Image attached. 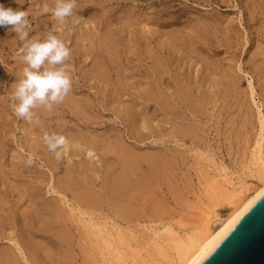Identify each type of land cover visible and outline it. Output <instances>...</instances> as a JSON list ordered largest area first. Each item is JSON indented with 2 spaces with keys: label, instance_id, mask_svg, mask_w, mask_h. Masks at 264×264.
<instances>
[{
  "label": "bare ground",
  "instance_id": "obj_1",
  "mask_svg": "<svg viewBox=\"0 0 264 264\" xmlns=\"http://www.w3.org/2000/svg\"><path fill=\"white\" fill-rule=\"evenodd\" d=\"M247 2L249 8L248 11H250V13L247 12L250 15V17L248 18L250 19V22H254L252 24L253 26L255 24L256 26L258 25L257 28L255 26L254 27L252 26L253 30H255V28L257 29L255 31L257 32L256 35H258V38L260 36L264 38V6H262L264 4H260L261 2L256 3L253 0L252 3L249 0H247ZM245 4H247L246 1ZM109 13L110 14H108L107 12L108 17L109 15L111 16V14L112 17L118 16L117 14L115 15L114 13L111 12ZM122 13L124 15V10H122ZM149 13L151 14V12ZM56 15L59 17L60 13L59 14L57 13ZM91 15H93V13ZM158 15H160V13ZM165 15L168 14H165L164 12V18H166ZM147 16H149V14ZM194 16L196 17V15ZM77 17L78 16H76V18ZM112 17H109L108 23L105 24L106 26L103 27H106L107 29L109 28L110 26L109 20L110 19L112 20ZM118 17L120 18L121 15ZM156 17L157 16H155V18ZM197 17L191 20L188 19L189 20L188 22H186L187 18H185L186 23H183L184 18L181 16V18H183L182 23L185 25L179 26L181 24L180 23L181 20L179 21L178 19H176L179 21V25L178 24L176 25L177 21L175 20L176 26L174 25L173 22L171 27H169L168 24L167 26L166 24L165 25L162 24L161 22H159L158 19L156 20L154 17L153 18L155 20L147 18V20H149L148 22H144L145 18H143L144 24L141 25L140 27L141 32L137 29L136 31L134 30L135 33H133V31L128 29V32L130 31L129 33L131 34L130 36L127 35L129 36L127 38L128 39L133 38L132 37L133 36L132 33H133L135 40L134 38L129 39L130 41H128L129 43L127 44L126 47H129L130 49L132 47L133 48L136 47V49L132 48L133 50H130L128 48L130 50V53H132L133 55L134 53L139 54L138 51L141 49L142 57L144 59L145 58L148 59V60L145 59L146 60L145 63L143 61L145 67L147 66L149 68L148 70H150L151 62L150 63L148 62L149 64H147V61H153L151 64L155 66L156 69H154L153 66L152 67L154 70H157V72L159 73L155 72L157 74L156 75L154 74L152 77H150L152 70H150L148 74L147 73L148 71L142 67L143 65L138 66V68L142 67L143 69H145L146 72L144 71L143 72L149 75L147 76L144 74L143 75L144 77L141 76L142 77L141 79L144 78V80L146 81V83L144 84L145 86L139 85V83L142 84V82L138 83V80H134V82L138 85L137 89L138 87H141V89L139 88V90L141 91L139 93L143 97L140 95L139 96L145 99V100L143 99V101L147 100V102H144V104H142L143 101L142 102L139 101L141 100V98L140 99L134 98L136 99L134 101L137 103L131 102L130 100L132 97L130 98L129 96H127L130 98V100H128L129 103L131 104L134 103L133 106L129 104L128 101L126 100L129 98H126L123 101L126 100L128 107L132 106V108L135 107V109L133 108V110H131L132 109L131 107H130L131 109L130 108L123 109L126 107L125 106L122 108L123 111H121V109L119 108L118 111L124 112L125 110V112L121 114L122 115L121 117H123L124 115V117L127 120H129V122L128 121L127 122L130 123L132 127V133H135L137 135L138 132L141 133L140 129H145V130L148 129L150 132L146 130V133L149 135H156V136L158 135L159 138H161L159 140L161 141V143H167L170 140H174L175 143L174 142L173 143L175 145L171 147L168 146L169 144L167 146L163 144L164 145L163 147L160 148L154 147L153 149L150 150H147L148 148L146 147L147 148L146 149L143 146V149L144 148L146 149V150L144 149L145 151L141 149L138 150L136 146H133V144H129L130 142L127 143L126 142L127 140L125 141L123 134L113 129V131L111 130L112 131L111 133H113L114 131L119 133L118 135L111 134L112 135L111 146L113 147L111 149V151L113 150V152L111 153L113 155L110 152L108 153L106 150H104V153L106 151L108 155L111 154L110 156L112 157V159L111 157L110 159L114 165H112V167L107 168L109 164L106 163L107 167H105V164L101 166L98 163L97 167L99 166V168L97 169V167L95 166L97 162H100L101 164V162H104L103 161L104 159H106L105 162H107L108 160H107V156L101 158L103 156H101V152L100 153L98 152L99 146H97L96 147L97 150H95V144H98L97 139L99 136L97 137L95 142L94 138H96V136L94 135H96V133H93L94 130L93 131L91 130L92 132H90L89 128L87 129L86 126L85 131L90 132V136L92 134V137H89V139H87L88 137L87 138L85 137L86 138L85 140L83 138L84 132H82V130H78L75 132L73 129L72 130L73 133L78 132V134H74V135L67 134L69 140L65 138L64 140L63 137H61L63 139V142L57 141L58 143L54 147L55 151L57 152L56 161H58L59 165H63V167L65 164L61 162L66 161L68 164L65 162L67 166L65 165V168H63L64 169L63 175L59 173H58L59 175L57 174L59 178L58 181H56L57 184L51 185L50 190L53 194L51 193L49 194H51V196L56 194L57 196H52L53 197L52 198L45 191L42 192L41 188H39L40 189L39 191V189L35 190L29 187V190L31 189L32 191L28 193V194L31 193L30 203L33 202V204L29 203L28 205L33 206V208L31 207V211H32L31 212L30 209L29 210L27 209L28 208L27 206L26 209L25 208L24 209L27 210L28 212L24 211V209H23V213L21 212V214H23L20 215L22 217L21 220L22 225H18L20 220L16 222L17 217L19 216L17 214L16 217L15 216L16 213L12 215L14 212L12 213L10 211H6L5 214L7 216L4 215L3 217H0V219L3 220V223L0 224L1 225L4 223L7 224L8 222L10 228V231L7 230L8 234L6 232H3L4 230L0 228V239H6V241H8L9 243V245L8 243L6 246L3 245L4 247L0 245L1 246L0 264H22L23 260H24L23 262L25 263H29L28 261H30V263L34 264L36 261L39 264L42 263L45 264L46 261L42 262L41 259H40L41 262L37 261L39 255L41 257V254H39L41 252H44V254H46L44 257H46L47 259L49 257L50 260L49 261L47 260L49 262V263L46 262L47 264L50 263L52 264H201L202 261H204L206 257H208V255L221 243V241H223V239L236 227V225H238V223L254 207L257 201L264 195V96L261 97V95H259V93L257 92V88H256V87L258 88L261 87V89H264L263 88L264 86L261 85L259 87L255 85L254 75H250L249 71L247 70H246L247 73H245V75L241 74L242 76H236L235 74L236 77H239V80L238 78L233 77L231 74H230L231 76L228 75L229 73L227 74L226 71H224L225 65L223 66L224 69L221 66L224 64L223 63L224 61L223 62L221 61L223 63L221 64L220 60L218 61L216 56H214V55H218L217 52H219V50L217 52L214 50V53L211 54L210 52L211 48L209 46L210 43L202 35V29L205 30L204 28L212 26V23L215 20V18L214 20H211L212 23L211 21L209 23L211 17L209 18L208 16L209 20L207 21L206 19L204 20V18H206L204 16L203 19L200 18L197 19ZM89 18L92 20L93 24L94 22L96 23V21L97 22L102 21V20H98L97 18L94 19H92L91 17ZM131 18H133L132 15ZM248 18L246 19L248 20ZM104 19L107 20V16H104ZM217 19L220 20L219 17ZM234 20L232 19V22ZM58 21L60 22L54 21V24L61 23V20ZM218 21H214L215 25L217 26L218 25L223 26L225 25V23H229V22L232 23L230 20L229 21L227 20L228 22L226 21L223 22L222 24L221 21L218 24ZM81 22L86 23L85 21L82 20ZM131 23L127 25L131 26ZM9 24L11 26V23ZM81 24L83 25V23ZM59 25L57 26V28L59 27ZM160 26L162 27L161 30H159V28H161ZM178 26L180 27V29L177 28ZM212 27L213 29H211V32H213L212 30H214L215 32L216 26L213 25ZM222 28L223 29L226 28L225 30L227 31V29H229L230 27L223 26ZM231 28H233L232 25ZM137 31H139L140 33L138 32V34L135 35ZM228 32L230 34L234 33L230 30ZM239 32L241 33V30ZM151 33H154L153 37L155 35L157 36V34H160L158 36L159 37L161 36L163 40L157 37L155 39L157 40L155 43V40L152 39V41L154 40L155 43V46L154 45L152 46L150 39L152 36L151 37L148 36V34L151 35ZM226 33L224 34V37L231 36L233 39V37L235 36V35L234 36L230 35L229 33L227 35ZM68 36H70V34ZM39 38H34V39H39ZM81 38L82 37L80 36V40ZM127 38L125 40L126 43L128 40ZM227 38L226 40L224 38L226 42L232 40L230 37L229 40H227ZM252 38L253 37H251V39ZM119 39L123 40V30L120 32L118 36L115 33H111V32L106 33L104 38L102 39L103 40L102 42H104L105 53L107 55V58L110 59L108 60L109 63L113 61L115 62V58L120 56L119 54L123 49L122 48L121 50H119L120 47H123L122 46L123 44ZM244 40L242 38L243 42ZM256 41H260V40H257L256 37ZM45 42L46 41H44V43ZM243 42H242V44H244L243 52L245 54L246 53L249 54V59L246 63L251 62L253 64V70H251L250 72H252V74H256L255 76L257 77V75L261 74V72L264 73V43L262 44V42L260 41L257 42L256 44L255 42L256 45L254 46L251 43L252 41H250V37L249 39H246L245 43ZM29 43L31 44V42ZM142 44H144V47L146 46L144 51L145 53H143V49L140 48ZM217 45L219 47V45L222 44L219 43ZM43 46L45 45L43 44ZM186 46L188 47V49H186L187 48ZM83 48L85 49L87 48V50L90 53L91 50L88 46L86 47L84 46ZM165 49H167L168 51V53H166L167 55H169L168 58L167 56H163L164 52H162L161 54L163 57L159 55L160 54L159 52L164 51ZM134 50H136V52ZM131 51H134V53ZM227 55L225 53V55L221 56L222 58L221 60H224L223 57L225 58ZM184 56H186L185 57L186 60L184 59ZM219 56L220 55H218L217 57L219 58ZM135 57H137L135 58L136 59L135 61H137L138 58L139 59L141 58L138 57V55H136ZM163 58L165 59L167 58L166 60L164 59L165 62L164 60H162ZM225 59L227 60L228 57H226ZM96 60L97 61L95 62V64L97 68H99V70H96V66H94L93 71L91 70L90 71L92 73L94 71H99L97 75H94V77L96 76L97 78L101 76L102 77L101 79H103L106 82L107 80L106 74L107 72H110V69H106L109 63L107 62L105 57L100 58V60L99 58H97ZM129 60L127 61V63L130 62ZM183 60H185L184 63ZM140 62L142 63L141 59ZM114 64H112L113 65L112 67L117 66L116 64L115 65ZM19 65L18 67H16V71H18L17 69L20 68ZM21 65L23 66V64ZM126 65L127 64H125L123 67H125ZM241 66L242 65L239 66V71L242 68ZM131 67L134 66L132 65ZM138 68H136V70ZM120 69L123 68L120 67ZM128 70L130 72V69ZM21 71L23 72L25 71V69L24 70L22 69ZM134 71L135 69H133V72ZM115 72H117V70ZM229 72H231V70ZM20 74L22 73L20 72ZM109 74H111V72ZM261 75L263 77H259V78L263 79L264 75L263 74ZM60 76L59 78L62 79V77ZM125 76H123V78H126ZM133 77L134 76L131 75V78ZM244 78L246 79L245 81L247 82V86L245 88H242V80H244ZM17 79L18 80L15 82H17V84L19 85L20 92L25 91L26 93L27 91L25 88L30 86L29 84H31V86L33 87L31 82L27 84L24 82L25 80L23 81L22 78L18 76ZM56 79H55L56 82L54 81L56 83L54 86L58 88L57 85L59 84V87H61L62 84V83L60 84L61 80L58 81ZM133 79L130 82H132ZM129 80L130 79H128V81ZM57 81L59 82L58 84ZM120 82L121 81H119V83ZM125 83L122 86H124L125 88L128 87L130 88L131 84L130 86H128L129 84L126 83L128 86L126 87ZM262 83L264 82L261 81V84ZM133 84L134 83L132 82V88L136 89L134 88L136 85L134 84L135 86H133ZM113 85L111 84V87L109 88L110 89L113 88ZM14 87L12 89H14ZM65 87H69V86H65ZM114 87H118V86H116L115 84ZM109 88L108 90H110ZM40 89L41 88H39V90ZM118 89H116V91H119ZM61 90L62 89H60V91ZM120 90H121L120 92H125L122 91V88ZM115 92L114 94L111 93L110 94L114 96L115 94L119 93V92L116 93ZM260 93H262V91ZM20 94L22 93H19L18 96H20ZM26 94L28 95V97L31 96L30 92L29 94L28 93ZM72 94L73 96H76L77 93H72ZM132 94L133 96L134 95L138 96V94H136V90L135 92L133 91ZM111 95L110 96L108 95L109 100L111 99L110 97H112ZM116 96L117 95H115V97L113 98H116ZM119 96H122V93ZM119 96L116 99L120 98L121 100L122 97ZM226 96H228L229 98L232 96L230 99L234 98L235 100L233 99V101H235V103H231L232 100H230L229 98L223 99ZM257 96L261 97L259 101H257L258 100ZM83 97L85 98V96L80 97L81 99L77 96L73 99H69L71 98L69 97L68 98L70 101L69 105L73 107L74 111H77L78 113L80 112L81 115L80 114L79 115L82 118L83 122L88 124H95V123L97 124V119H99V116L97 118L96 114L98 113L94 112L95 110L94 107H96L94 106L95 105L93 103L94 101L92 102L88 98L82 100ZM116 99H114L115 101L112 99L114 103L117 101ZM137 99L139 102L137 101ZM154 99L157 100L158 102L156 104H160V105L154 104L156 105L157 109L154 108L153 111L151 110L152 113H149L150 111L148 110H147L148 112L145 111L149 103H151L152 101L155 102ZM112 100H110L111 101L110 104L112 103ZM107 101L108 100H106V102ZM222 101L224 102L223 108H225L226 105H228V108L226 107L227 109H229L231 105L233 107H237L239 111L237 115L239 116L238 126L236 125L238 124L237 123L238 117L237 119L236 118L233 119L234 116H236L237 110L235 111V113H233V115L228 114L229 110L231 109L230 108L229 110H227L228 112L224 114V116L227 114L228 116L230 115L229 117H227V119H230V117L233 116V118H231L233 119V121L231 122L232 125H234V127L235 125L238 127L236 128L237 130L241 128L242 129L241 131H243L248 127L250 128V126H251V130L252 131L254 130L252 132L253 133L252 137H248L246 134V136L248 137L247 139L248 148L246 153L247 162L245 164V170L240 174L239 172L238 173L233 172L231 169H228L223 164L222 161L219 164H216L217 162L214 158L215 156L211 157L214 155V153L210 151L211 153H213V155L209 156V151L207 150V148L206 151L201 150L200 148L202 147L203 144H205V135H207V134L205 135L202 134L206 130L203 129V127L207 126L203 124L205 122H203L202 120L205 116L207 119L209 120L211 119L212 121L213 117H215L217 112L220 111L221 109L223 110V108H221L222 106L221 103H223ZM119 102L120 101L116 102L117 105L114 103L112 104L118 107L119 104L123 103V102L122 103ZM139 103H141L142 105H140ZM106 107H108V105ZM159 107H161L160 108L161 110H159L158 112ZM28 108L30 107L28 106ZM232 110L234 111L235 109L232 108ZM135 113H139V115ZM118 115L120 114L118 113ZM220 117H223L222 114L220 115ZM100 118L102 119V117ZM227 119L222 124H224L227 121ZM216 120H218V118ZM205 121L208 122V120ZM218 121H216L217 123H215L216 126L214 125V128L215 127L216 129L218 128L217 131L219 130L220 133L221 132L220 128H222V126L224 125L218 126L219 123ZM98 122H100V120H98ZM201 122L203 123L201 124ZM207 122L205 124H207ZM213 122H215V120ZM63 123L64 121L62 122V124ZM228 123L229 122H227L226 124L229 126L230 123L229 124ZM200 124L204 126L201 127ZM1 125L5 126L6 123ZM31 125L32 124H30V126ZM167 125H169V127ZM227 125H225V127ZM3 126L1 127L4 130ZM57 127L60 126L58 125ZM234 127L232 128V130H234L233 135L236 134L234 133L235 132ZM31 128L32 127H30V129ZM72 128L73 127H71V129ZM137 128L140 131H138ZM21 129L25 130V128L23 127ZM227 130H231V128ZM4 132H6V130ZM146 133L144 134L147 135ZM227 133L225 134V136L227 135ZM230 133L227 136L232 135ZM140 135H143V133H141ZM4 137L2 138V140L4 139ZM229 140L231 141V138H229ZM236 140H239V138ZM188 143L189 145H187ZM36 144L34 145L31 144V145H33L34 147ZM109 145L110 144L108 141V146ZM182 146L184 147L183 148L184 150H181L182 151L181 152L180 147L182 148ZM37 147L40 148V143L37 145ZM109 147L108 149H110ZM185 151L186 152L192 151V153H194V155H197L199 158V159L197 158L198 160H196L195 156L193 155L195 161L198 162L197 164L199 165L198 167L197 165H195L199 169L198 171L196 170L193 164H192L193 167L190 165L197 172L195 174L196 176L198 175V173L201 174V172L199 171H203L204 169L207 170V168H209L210 166H211L210 170L212 169V166L216 168L215 169L216 173L215 174L212 173L213 174L212 176L211 174L209 176L207 175L208 177L203 176L209 172L208 171L209 169L207 170L208 171L207 173H205L204 171V174L201 175L203 176V178L205 177L204 180L205 183L204 184L200 183L199 188L197 186L196 187L198 191L202 189L200 191L202 195L204 193L206 194L208 193V196L206 197H209L213 202L212 208L214 206H219L227 211L225 214H222V212H219L217 210H212L211 213H206L204 215L202 214L203 216L198 218V220L191 222L196 225L195 227H188L185 225H181L182 223L180 219L178 220L177 218L176 221L175 215H173L174 213L172 214L169 211H166V208L167 210L168 208L169 209L172 208L173 211V207H171L172 201L175 204L173 202L172 203L176 205V203L180 200L183 199L187 200L188 199L187 196L191 193L189 191L195 188L193 187L194 185H192L193 182H191L192 180L191 174H188L190 175L188 176L186 171H183L186 165L185 161H187L186 158L184 157ZM97 152L100 154V156L97 155ZM189 152H187V154ZM196 162L194 164H196ZM15 165L16 164H13V168L16 167ZM59 165L58 164H56V166L54 165L55 169L56 167H62ZM100 166L102 167V169L103 167L106 168V170L104 168L103 171L105 172L104 174L103 173L100 174L101 171H98V170H102ZM189 167L187 166L185 169L188 170ZM201 167H204V169ZM60 169L57 168L56 170L58 171ZM211 171L214 172V170ZM180 173L181 175H179ZM41 181L43 180H40V182ZM201 181H199V177H198V183ZM56 182H52L51 184H55ZM41 185H43V183ZM44 193H46V195H49L51 198H47V196L44 197L43 196L45 195ZM185 194H186V198H184ZM199 194L200 193H198V198H200ZM28 198H30V196H28ZM170 198L172 199V201H170ZM5 200H1V201H4L5 205H7L8 198L6 200L7 202ZM1 201L0 203H2ZM2 206H4V204ZM10 213H12L11 215L13 217H11ZM3 218L5 220L7 219V221L4 222ZM178 222H180L181 224L179 225ZM183 224H185V221L183 222ZM38 234L40 238L36 239V236H38Z\"/></svg>",
  "mask_w": 264,
  "mask_h": 264
},
{
  "label": "rangeland",
  "instance_id": "obj_2",
  "mask_svg": "<svg viewBox=\"0 0 264 264\" xmlns=\"http://www.w3.org/2000/svg\"><path fill=\"white\" fill-rule=\"evenodd\" d=\"M245 1L247 4H245ZM249 1L252 3V0H249ZM253 1L256 3L261 2L260 4H264V0H262V1L253 0ZM257 1H260V2H257ZM243 4H244V6L245 5L246 6L244 7ZM262 6H264V5H262ZM122 10H124V15L122 13ZM248 10H249V8H248L247 0H0V144H1V146H0V197H1V200H5V199L7 200V198H8V200H7L8 202L5 200L7 202V205H5L4 201L0 200L2 202V203H0V217H3L4 215H6L5 214L6 211H10L12 213L14 212L13 214L10 213V215L11 214L14 215L16 213L15 216L17 217V214H18V216L21 219L19 217H17L16 222H18L20 220L21 223L19 222L20 224L18 223V225H22V221H21L22 217L20 215H23V214H21V212L23 213V209L24 208L26 209L27 206H28L27 209L28 210L30 209V211H31V207L33 208V206L28 205L31 201V193L30 194H28V193L32 192L31 189L29 190V187H31L35 190L41 188L42 192L45 191L47 194H49V193L53 194L50 190L51 185L57 184L56 181H58V179H59L57 174L59 173V174L63 175V173H64L63 168H65V165L67 163L66 161H65L66 163L61 162V163L65 164L64 167H63V165H59L58 161H56L57 160V158H56L57 152L55 151L54 147L58 142H60V141L63 142L64 138L69 140L68 135L78 134V132L73 133V131H72L73 129L75 132L78 130H82V132H84L83 133L84 134V136H83L84 140L87 137H88L87 139H89V137H92V134L90 136V132H92L93 130H94L93 133H96V135L93 134L94 136H96V138H94L95 142H96L97 137L99 136L97 139L98 144H95V150H97L96 147L99 146L98 152L99 153L101 152V156H103L101 158H104V156H107V160L110 162H108V161L105 162L106 159H104V160L102 159L105 163L101 162V164H100V162H97L95 164L96 167H97L98 163L101 166L105 164V167H107L106 165L109 164V166L107 168L112 167V165H114L113 162H111L112 157L110 156L112 154L111 152H113V150L111 151V149L113 148L111 146V144H112V139H111L112 135L111 134L118 135L119 134L118 132L123 134V137H124L125 141L127 140L126 141L127 143L130 142L129 144H133V146H136L138 148V150L141 149V150L145 151L147 148H148L147 150H150V149H153L154 147L160 148V147H163L164 145L167 146L168 144H169L168 146H171V147L175 145L174 140H170L171 142L168 141L167 143H161V141H159L161 138H159L158 135L157 136L156 135H149L146 133V130L149 131L148 129H146V130L140 129L141 133H143V135H140L141 133H139V132L137 135L135 133H132V127H131L130 123H128L129 120H127L124 117V115H123L124 118L121 117L122 116L121 114H123L125 112V110H124V112H121V111H123V109H126V108L128 109L130 107L132 108L134 103L131 104L128 101V100H130L131 97H132L130 100L131 102H135L134 100H136V99H134V98H139V99L141 98V100H139L140 102H142L144 99V98H142L143 96L139 93V92H141L139 90V88L141 89V87H138V89H137L138 85L134 82V80H138V83L142 82V84L139 83V85H144L146 83V81L144 80V78L141 79L142 77H144L143 76L144 74L145 75H147V73L149 74L150 70H152L151 71L152 75L150 74V77H152L154 74L156 75L157 73H159V72H157V70H154L156 68H155V66H153L151 64L153 61H147V64H149L151 62L150 63V65H151L150 70H148L149 68L147 66H146L147 67L146 68L145 65L143 64V61L145 63L146 60H148L147 58H145L146 59L145 60L142 57V52H141L140 48H142L143 53H145L144 51H145L146 46L144 47V44H142V46L139 48L140 50L138 49L139 51L137 50L139 52V54L134 53V51L136 52V50L131 51L134 53L135 56L138 55V57H141L140 59L142 60V63L140 62L139 58H138L139 61L138 60L135 61L136 60L135 58H137V57H135L132 53H130V50L136 49V47L135 48L132 47L133 49L126 47L127 44L129 43L128 41H130L129 39L134 38V34H133V33H135L134 30L136 31L138 29L140 31L141 25L144 24L143 18H145L144 22L149 21V20H147V18L148 19L150 18L152 20L158 19L159 22H161L164 25L166 24V26L168 24L169 27L172 26L173 22L175 25L176 21L178 22V23L176 22V25L177 24L179 25L180 20H181L180 21L181 24L179 26H183V25H185L183 23H186L189 21L188 19H190V20L193 18L195 19L198 15L199 16L197 17V19H199V18L203 19L204 17H206V18H204V20L206 19V21L209 20L208 16H209V18L211 17L209 20V23L211 20H214V18H215L214 21H218L219 19H217V18L219 17L220 20L218 21V24L221 21H222L221 23L223 24V22H226L227 20L228 21L230 20L232 22V19L233 20L235 19L232 23L229 22L230 24L225 23V25H223V26L230 27L229 29H227V31L225 30L226 28L225 29L222 28L223 27L222 25L217 26V25H215L214 21H213L214 24L211 21L212 26L213 25L216 26L215 32H214V30H212L213 32H211V29H213V27L210 26L211 28L207 27V28H204L205 30L202 29V35L210 43L209 46L211 48L210 49L211 54L214 53V50L216 52L219 50V52H217V54L220 55L219 58L217 57L218 55H214V56H216L218 61L219 60H220V62L224 61L223 62L224 64L221 62V64H223L221 66L223 68V66L225 65L224 71H226L227 74L229 73L228 75L231 74L233 77L238 78V80H239V77H236V76L245 75V73H247V71H249L250 75H254L255 85H257L259 87L261 85L264 86V83L261 84V81L264 82V78L263 79L259 78V77H263L261 74L264 75V73L261 72V74H258L259 76L257 75V77L255 76L256 74H252V72H250V71L253 70V64L251 62L246 63L249 59V54H247V53L245 54L243 52L244 44H242V42H243L242 38H243V40L245 39L243 42V43H245L246 39H249V37H250V41H252L251 43L254 46L257 44V42H260V41L262 42V44L264 43V38H262L260 36L259 37L260 39H259L258 35H256L257 32L255 30H257L256 28L258 25L256 26V24H255L254 26L256 28H255V30H253L254 26L252 24L254 22H250V19L248 18V17H250V15L248 14V13H250V11H248ZM107 12H108V14H110L109 12H111V13H114L115 15L117 14L118 16L121 15L120 18L118 16L112 17V14H111V16L109 15V17H112V20L111 19L109 20L110 26L108 29L106 27H103V26H106L105 24L108 23L109 17H108ZM149 12H151V14ZM164 12H165V14H168V15H165L166 18H164ZM57 13L58 14L60 13L59 17H61L62 19L56 15ZM92 13H93V15H91ZM95 13H96V15H95ZM118 13H120V14H118ZM147 13L151 17L147 16L148 15ZM157 13L158 14L160 13L161 16L158 15ZM193 14L196 15V17ZM115 15H113V16H115ZM131 15L133 18H131ZM152 15L154 18H155V16H157V17L154 19L152 17ZM76 16H78L79 18L78 17L76 18ZM104 16H107V20L104 19ZM173 16H174V18H173ZM181 16L184 18L183 23H182L183 18H181ZM89 17H91L92 19L97 18L98 20H102L101 21L102 23L96 21V23L94 22V24H93L92 20ZM167 17H169V18H167ZM137 18H139L142 22ZM185 18H187L186 22H185ZM246 18H248V20ZM256 18H257V16H256ZM80 19L82 21H85L86 23L81 22ZM176 19H178L179 21ZM58 20H61V23H57L58 25L60 24L59 27L57 28L58 25L54 24V21L60 22ZM90 20H91V22H90ZM137 20H139V21H137ZM172 20H174V21H172ZM247 21H249V22H247ZM12 22H13V24H12ZM127 22L131 23L132 27L127 25V24H129ZM9 23H11V26ZM81 23H83V25ZM61 24H62V26H61ZM231 25L233 26V28H231ZM50 26H53V27H50ZM179 26L177 27L178 29H180ZM60 29H61V31H60ZM128 29L133 31V33H132L133 38H129V39L127 38L131 34V33H129L130 31L128 32ZM161 29H162V27L159 28V30H161ZM122 30H123V40L119 39L121 41V43L123 44L122 45L123 47L119 48V50H121L123 48L121 50V53L119 54L121 57L118 56L117 58H115V62L114 61L113 62L117 66L112 67L113 66L112 64H114V63L113 62H111L112 64L109 63L108 60H110V59L107 58V55L105 53L104 42H102L103 41L102 39L104 38L106 33L111 32V33L117 34V36H118ZM221 30L222 31L224 30L223 31L224 33ZM229 30L234 32V33L230 34L228 32ZM240 30H241V33L239 32ZM139 31H137L135 35H137ZM238 32L240 33V35ZM125 33H126V35H125ZM225 33L227 35L229 33L230 35H233V36L235 35V36L232 39L231 36L226 35L228 37L227 38V37H224ZM69 34H70V36H68ZM98 34H99V36H98ZM127 35H129V36H127ZM153 35H154V33H151V35L148 34L149 37H151V36L153 37ZM158 35H160V34H157V36L155 35L156 36V37L154 36L155 38L154 37L150 38L152 46L153 45L155 46V43L157 41L155 39L157 37H159ZM80 36L83 39L81 38V40H80ZM223 37L225 38V40H226V38H227V40H229V37H230L233 41L232 40H231L232 42L229 41L231 43L226 42ZM251 37H253V38L251 39ZM256 37H257V40H260V41H256ZM34 38H39V39H34ZM126 38L128 39L127 43L125 41ZM159 38L163 40V38H161V36ZM159 38H158V40H159ZM152 39L155 40V43H154V40L152 41ZM134 40H135V38H134ZM218 40H219V42H218ZM38 41H39V43H38ZM44 41H46V42L44 43ZM29 42H31V44ZM255 42H256V44H255ZM219 43H221L222 45H219V47H218L217 44H219ZM43 44L45 46H43ZM84 46L85 47L88 46L90 48V50H91L90 53L87 50V48L86 49L83 48ZM248 46H249V44H248ZM186 49H188V47ZM165 50L167 51V49H165ZM165 50L159 52L160 53L159 55L162 56L161 54H162V52H164L163 56H167V58H168L169 55L166 54V53H168V51L166 52ZM87 51H88V53H87ZM216 52H215V54H216ZM224 52L226 53V55L228 54L226 56V57H228L227 60L225 59L226 57L225 58L223 57L224 60H221L222 59L221 56L225 55ZM184 54H185V52H184ZM99 55L102 57H105V59L109 63V65L107 64L108 66L106 69H110L111 74H109L110 72H107L106 82L103 79H101L102 78L101 76H99L97 78H96V76L94 77V75H97L99 71H94L93 73L91 72V71H93V67L96 66V64H95V62L97 61L96 59L99 58V60H100V58H102ZM125 55H126V58H125ZM96 56H97V58H96ZM185 57L186 56H184V59H185ZM122 58H123V60H122ZM129 59H132V60H129ZM164 59L165 58H163L162 60H164ZM128 60L132 63V65L134 67H131L132 65L130 62L127 63ZM165 60H164V62H165ZM185 60H183V63ZM134 62H135V64H134ZM137 62H139L141 64H139ZM20 63L23 64V66H25V67H23ZM119 64H121V65H119ZM125 64H127L125 66L126 68L123 67ZM136 64H137V67H136ZM18 65L20 68L17 69L18 71H16V67H18ZM141 65H143L142 67L148 71L147 73H144L146 71L142 67H140L141 69L138 68V66H141ZM240 65H242L241 66L242 71L241 70L239 71ZM127 66L130 68H128ZM152 66L154 67V69ZM120 67H122L123 69H120ZM136 68H138V69L136 70ZM227 68H228V70L230 69L231 72H229L230 70L228 71ZM22 69L23 70L25 69V71L22 72L21 71ZM128 69H130V72ZM133 69H135L134 72H133ZM88 70H89V72H88ZM96 70H99V68H97V66H96ZM116 70L119 73L115 72ZM138 70L140 71V73ZM233 70H235V71H233ZM16 72L18 73V75ZM20 72L22 74H20ZM155 72H157V73H155ZM116 73L118 76L116 75ZM15 74L18 77H21L23 81L25 80L24 81L25 83H27V84H29L30 82L32 83L33 87L31 86V84H29L30 86H28V87L26 86L27 88H25L27 91L26 93L29 94V92H30V95H31L30 97H28V95L25 93V91L24 92L19 91V85L15 81H17L20 78L17 79V76ZM57 74L58 75L60 74L61 76L60 75L59 76L62 77V79L59 78V76ZM235 74H236V76H235ZM55 75H56L57 79H56ZM120 75H122V76H120ZM131 75L134 76L133 77L134 79L131 78ZM170 75H171V73H170ZM123 76H125L126 78H123ZM147 76H149V75H147ZM147 76H145V77H147ZM23 78H26V79H23ZM120 78H122V79H120ZM55 79L58 81L61 80L60 81V84L62 83L61 87H59L58 81H57V84H58L57 87L58 88H56V86H54L56 84ZM123 79H124V81L126 79L125 82L127 84H129L128 86H130V84H131V86H130L131 89H133L132 88V82H133L136 85L135 86L133 84V86H135L134 88H136V89L131 90L127 86V84L123 81ZM128 79H130V80L128 81ZM132 79H133V81L130 82ZM62 80L65 84L62 82ZM245 80H246L245 78H244V80H242V88H245L247 86V82ZM119 81H121L120 82L121 84L119 83ZM122 81L125 83L126 87H128V88H125L124 86H122L124 84ZM103 82H105V83H103ZM111 84L112 85L116 84V86H118V87H114V85H113V88H115V89L111 88L112 89L111 90L109 88V87H111ZM224 85H225V83H224ZM16 86H18V87H16ZM65 86H69V87H65ZM13 87H14V89H12ZM29 87H31L33 90ZM120 87L122 88V91H125V92H120L121 91ZM39 88H41L42 90L40 89L41 90L40 91ZM108 88L110 90H108ZM256 88H257V92L259 93V95H261V97L264 96V91H263L264 89H261V87L260 88L256 87ZM60 89H62V90L60 91ZM116 89H118L119 91H116ZM124 89H126V90H124ZM259 89H261V90H259ZM72 90H74V91H72ZM114 90L116 92L120 93V94L119 93L115 94V95H117L116 98L119 95H121V93H122V96H119V97H122L121 100H120V98H118V99L113 98V97H115V95L112 96L111 94H114V92H115ZM135 90H136V94L139 93L138 96L137 95L133 96L132 93H133V91L135 92ZM112 91H114V92H112ZM261 91H262V93H260ZM19 93H22V94H20V96H18ZM72 93H77L76 96L79 98L82 96H85V98L83 97L82 100L88 98L92 102L94 101L93 103L95 105L94 104L93 105L96 107L93 106L95 109V110L94 109L93 110H94V112L98 113V114H96L97 118L99 116V119H97V124L95 122H94L95 124H88V123L83 122L82 118L80 117V115H81L80 112L78 113L77 111L73 110V107L69 105V102H70L69 99H73L76 96H73ZM124 94H126V95H124ZM108 95L112 96V97H110L111 98L110 100L116 99L117 101H120L121 103L123 102L124 104L123 103L119 104L117 107V106L112 104V103H114L113 100H112V103L110 104L111 101L108 99ZM139 95L142 97H140ZM127 96H129L130 98ZM69 97H71V98H69ZM226 97L223 99L229 98L228 96H226ZM261 97L257 96V98H258L257 101H259L261 99ZM126 98H129V99H126ZM124 99H126L128 101V103L131 104L132 106L129 105L130 107H128L127 101L126 100L123 101ZM233 99H230V100H232L231 103H235V101H233ZM106 100H108L109 103H108V101L106 102ZM137 101H138V99H137ZM66 102H67V104H66ZM105 102H106V104H105ZM116 102L114 104H116ZM144 102H147V100L143 101L142 104H144ZM135 103H137V102H135ZM156 103H158L157 100H155V102L152 101L151 103H149L147 105L148 108L146 107L145 111L148 110V111H150L149 113H152L151 110L153 111L154 108L157 109L156 105H160V104H156ZM139 104L142 105L141 103H139ZM154 104H156V105H154ZM66 105H69L72 108H70L69 106H66ZM107 105H108V107H106ZM110 105L114 111L110 108ZM121 105H122V107H121ZM221 105H220L221 108H223L224 102L221 103ZM28 106L30 108H28ZM229 106H230V103H229ZM123 107H125V108H123ZM226 107L228 108V105H226ZM226 107L223 108V110L219 107L221 110L217 112V114L221 113L223 117H220L221 114H219V115L216 114L218 117L215 115L216 118L213 117V119L211 121V119L209 120L204 116L205 119L203 118L202 121L206 123L207 121H205V120H208V122H207V124L201 122V124L203 123L204 125H207V126L205 127L203 125L204 126L203 127L201 124H200V126L203 127V129H206L205 132L202 134L203 135L207 134L208 136L205 135V144H203L202 147H200V148H201V150H205V151L207 148V150L209 151V156L213 155V153H214V155L211 157L215 156L214 158L217 162L216 164H219L222 161L223 164L228 169H231L233 172H237V173L239 172V174H240L245 170V164L247 162V155H246L247 148H248V140L247 139H248V137H252V134H253L252 132L254 130L253 131L251 130V126H250V128L248 127L247 129H245L243 131H241L242 129L239 126L240 129L237 130L236 128H238L237 126L239 125V116H237V115H238L239 111H238L237 107H233L232 105L229 107V109L231 108L230 110L227 109ZM118 108L121 109V111H120L121 113L118 111ZM133 108L135 109V107H133ZM133 108L131 110H133ZM160 108L161 107L158 108V112H159V110H161ZM232 108L235 110L233 111ZM227 110H229V112ZM235 111H236V116H234V118H233L232 115H233V113H235ZM226 112H228V114H232L231 115L232 117H230V119H227V117H229L230 115L228 116V114H227V115H225L226 117L224 116V114H226ZM118 113L120 115H118ZM161 113H159V114H161ZM135 114L139 115V113H135ZM153 114H155V113H153ZM100 117H102V119ZM237 117H238V119H237ZM217 118H218V120L221 119L220 120L221 122L216 120ZM225 118L227 119V121L224 124H222L226 120ZM231 118H233V119L236 118L238 120V122H237L238 124H236L237 126L235 125V127H234V125H232L231 121H233V119H231ZM222 119H223V121H222ZM98 120H100V122H98ZM122 120H124V121H122ZM214 120H215V122H213ZM3 121H4V123H6L5 126L1 125V124H4ZM63 121H64V123L62 124ZM209 121H211V122H209ZM216 121L219 122L218 126L224 125V126H222V128H220L221 129L220 133H219V130L217 131L218 128L217 129H216V127L214 128L215 123H217ZM227 122L230 123L229 126L226 124ZM30 124H32L34 126H32V125L30 126ZM58 125L60 127H57ZM89 125H90V127H89ZM92 125H93V127H92ZM225 125H227V126L225 127ZM1 126L4 127V130ZM86 126H87V129L89 128L90 132L85 131ZM167 126L169 127V125H167ZM22 127L25 128L26 131L22 130L21 129ZM30 127H32V128L30 129ZM71 127H73V128L71 129ZM233 127L235 128V132H234V133H236L235 135H233V131H234V130H232ZM211 128H212V130H211ZM229 128H231L232 132H231V130H227ZM113 129L117 130L118 132L114 131L115 134H114V132L111 133L113 131ZM5 130H6V132H4ZM137 130L140 131L138 128H137ZM236 130L238 131V134H237ZM214 132H215V134H214ZM227 132L232 134V135H230L231 137L227 136V135H229V133H227ZM240 132H241V135H240ZM1 133H3V134H1ZM69 133H72V134H69ZM136 133H137V131H136ZM144 133H146L147 135H145ZM226 133H227V135H226L227 137L225 136ZM4 134H5V137H4ZM246 134L248 137L246 136ZM2 136L4 137L3 140H2V138H3ZM6 136H7V138H6ZM224 136L226 139L224 138ZM234 136H237V137H234ZM61 137H63V139ZM66 137H68V138H66ZM146 138H147V140H146ZM229 138H231V141L229 140ZM238 138H239V140H236ZM109 139H111V140H109ZM227 140H229V141H227ZM3 141H5V142H3ZM55 141H56V143H55ZM108 141H109L110 147L108 146ZM36 143H38V144L40 143V148L37 147L38 144H36ZM209 143L212 145V147ZM31 144H33V145L36 144V145L33 147V145H31ZM187 145H189V143ZM105 146L107 149L105 148ZM143 146L145 148L146 147L147 148L146 149L144 148L145 149L144 150ZM108 147L110 149H108ZM183 148H184L183 146H182V148L180 147V151L184 150ZM104 150H106L108 153L110 152L111 154L108 155V153H106V151L104 153ZM210 151L213 153H211ZM98 152H97V155L100 156V154ZM187 152H189V151H187ZM187 152L186 151L184 152V157L187 160V161H185L186 165L189 167L190 165L192 166V164H193L194 167L196 168V170L198 171L199 169L197 167L199 165L197 164L198 162L195 161V159L196 160L199 159L198 156L194 155V153H192V151H190L192 154L190 152L187 154ZM95 153H96V151H95ZM193 155L195 156V159H194ZM188 156H189V159H188ZM110 157H111V159H110ZM54 162H55V164H54ZM195 162H196V164H194ZM13 164H16L15 165L16 167H14L15 169L13 168ZM53 164L55 166H56V164H58L59 166H62V167H56V169L61 168L60 170L57 171ZM186 165H185V168L187 167ZM195 165H197V167ZM191 166L189 167L190 169L188 168L189 171L185 168L183 171H186L187 175L191 174V179H192L191 182H193L192 185H194L193 187H195V188L189 191V192H191L189 195L187 193V195H188L187 200H184V199L180 200L176 203V205H174L175 203L170 198V201H172L174 203L173 204L171 202V204H172L171 207H173V211H172V208H170V209L168 208V210L166 208V211H169L172 214L174 213L173 215H175L176 221H177V218H178V220L180 219L182 224L180 222H178L179 225L181 224V225H185L188 227H195L196 225L191 223V222L198 220V218H200L204 214L211 213L212 210H217L219 212H222V214H225L227 211L224 210L223 208L219 207V206H214L212 208L213 202L211 201V199L209 197H206V196H208V193L207 194L204 193L205 195L204 194L202 195L200 192L202 189L200 191L197 190V187L199 188L200 183L201 184L205 183V181H204L205 177L203 178V176H207V175L209 176L210 174L212 176L213 174L216 173V171H215L216 168H214V166H212L211 170H214V172H212L210 170V168H211V166H210L209 168H207V170L209 169L208 170L209 172H208L206 169H204V167H201L204 169L203 171H199V172H201L202 175L204 174V171H205V173L208 172L209 174L207 173V174L202 176L201 174L198 173L197 176L199 177V181H201L203 178V180L198 183V177L195 175L197 172L192 168L193 166L192 167ZM105 167H103V169L101 167L102 170H98V171H101V173L99 172L100 174L105 173V172H103ZM98 168H99V166L97 167V169ZM105 170H106V168H105ZM16 172H18V173H16ZM60 172H62V173H60ZM179 175H181V173ZM188 176H190V175H188ZM40 180H43V181H41L43 183V185H41L42 183L40 182ZM52 182H56V183L51 184ZM39 191H40V189H39ZM192 191L195 193H193ZM46 193H44L45 195H43V196L44 197L47 196V198H51L52 196H57L56 194H54L52 196H51V194H49L51 196L50 197L49 195H46ZM198 193H200L202 195V197L199 194L200 198H198ZM2 196H4V197H2ZM28 196H30V198H28ZM184 198H186V194H185ZM200 199H202V200H200ZM28 200H29V202H28ZM3 204H4V206H2ZM30 204H33V202H31ZM173 205L175 206V208ZM25 209H24V211H27ZM7 213H9V212H7ZM12 215H11V217H13ZM14 220H15V217H14ZM6 221H7V219L6 220L4 219V222H6ZM184 221H185V224H183ZM0 223H3V220L0 219ZM36 224H38V223H36ZM0 228L3 229L4 230L3 232H6L7 234H8L7 230L10 231L8 222H7V224L6 223L2 224ZM5 228H6V230H5ZM38 238H40L39 234H38V236H36V239H38ZM7 243H8V241H6V239H0V245L2 247H4L3 245L6 246ZM8 245H9V243H8ZM39 254H41L42 258L39 255V257H38L39 260L37 259V261H40V259H41L42 262L43 261L48 262L50 260L49 257H48V259L46 257H44L46 255V254H44V252H41ZM42 254H44V255H42ZM44 258H46V259H44ZM21 261H22V259H21ZM23 261H22V264H33V263H30V261H28L29 263H25ZM32 262H34V261H32ZM46 262H45V264H47ZM50 262H52V261H50ZM35 263H37V262L35 261ZM37 264H39V263H37ZM42 264H44V263H42ZM50 264H52V263H50Z\"/></svg>",
  "mask_w": 264,
  "mask_h": 264
},
{
  "label": "water",
  "instance_id": "obj_3",
  "mask_svg": "<svg viewBox=\"0 0 264 264\" xmlns=\"http://www.w3.org/2000/svg\"><path fill=\"white\" fill-rule=\"evenodd\" d=\"M201 264H264V195Z\"/></svg>",
  "mask_w": 264,
  "mask_h": 264
}]
</instances>
